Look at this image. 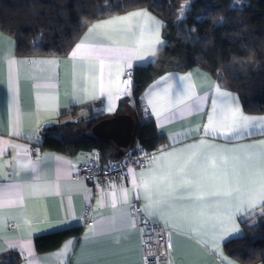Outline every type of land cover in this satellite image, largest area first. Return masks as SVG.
I'll return each mask as SVG.
<instances>
[{
    "label": "crops",
    "instance_id": "1",
    "mask_svg": "<svg viewBox=\"0 0 264 264\" xmlns=\"http://www.w3.org/2000/svg\"><path fill=\"white\" fill-rule=\"evenodd\" d=\"M141 10H145L151 17L161 21L164 25L157 15L145 7H137L99 18L87 26L70 51L63 56L16 55L13 37L0 30V149L3 150L0 152V193L9 184L32 185L37 183L32 170L20 166L25 150H27V158H30L33 162H37V157H39L38 182L49 186L60 185L59 191L53 190L42 194L26 195L22 204L11 207L6 205L0 209L1 262L8 264H29V261L32 264H228L231 261L232 264H243L226 253L224 243L243 234L241 221L249 215L259 212V206L247 214L237 215L235 223L238 231L224 237L219 241L218 248H214L210 242L207 245L201 242L202 240H208L207 236L196 238L194 235L188 234L189 229L196 226L197 220L192 215V206L183 202L178 203L170 220V223L175 224L176 227H165L164 222L158 217L153 219L143 214L142 211L141 214H138L134 210L133 204L135 202L139 204V208L142 207L145 202V194L143 190L137 193L136 189L133 188L130 175L122 180L92 186L87 179L77 176L80 163L86 159L85 152L69 155L40 146L39 130L50 123L78 118L96 121L114 115L121 98H125L123 102L124 112L133 111L132 90L130 89L128 95H120L117 93L115 85L119 84L123 87L120 82L129 79L127 75L129 70L137 65H145L155 60L158 51L165 44L162 36L163 27L160 34L163 43L154 45L145 36L146 43L140 55H144V53H147V55H144V59H134L132 68H125L118 77L114 75L113 80L115 83L112 86L106 85L103 95L99 86V70L97 69L95 72L96 81L93 85L88 79L89 72L86 67L88 62L80 55L75 59H71L69 53L81 41L98 44L110 43L107 38L95 39V31L87 38L85 34L93 25L104 21H112L117 17H124L129 13ZM141 24L140 19L130 17L124 22L125 32L109 33V35L117 39L121 45L135 44L139 39ZM96 31L102 32L103 29ZM153 51L155 55L151 54ZM10 60L19 62L14 63L12 69L15 77L16 101L20 114L18 124L15 123L14 114L13 122L10 123L8 111V102L11 97L8 67ZM33 60L53 61V63H32ZM116 71L117 68L113 67V72ZM170 74L172 78L167 79ZM189 74L190 82L195 86L197 94L202 96L209 91L214 94V86L219 84L216 78L209 72L193 66L186 70H168L162 73L149 82L139 96L140 105L145 104L147 106L149 116L154 120L158 133L165 137V142L159 145L153 154L159 156L160 150L169 152L173 148L179 149L185 145L196 143L202 138L210 143L227 148L257 144L259 141H264V132H261L259 128L253 130L252 135H245L240 139L225 138L222 132H210L205 135L203 125L207 124V116L212 109L210 99L200 113L177 115L176 118L167 122H164L163 118L158 120L152 107L148 105V100L152 99L155 103L156 97L164 94L166 85L172 86L170 95L174 97L177 90L183 86L178 77ZM44 83H50L53 86L49 91L55 93L57 97L54 109L43 103L38 104L37 93L39 91L42 94L44 91L39 89L38 85ZM219 86L222 91L232 93L237 98L244 115L264 117V113L245 112L237 93L222 87L220 84ZM110 102L114 108L111 112L108 111ZM167 106L165 102L163 107ZM197 128L199 130L194 131V134L184 135L189 129L195 130ZM177 133H180V135L177 136ZM18 153L21 155L18 156ZM148 161L143 166L134 169L136 174L149 168ZM113 184L116 186L115 189L112 188ZM122 187L130 189L131 207L123 206L120 203L113 207V194L116 200L119 201ZM87 204L90 205L88 219L84 216ZM120 208H124L130 214V219H135V224H129L128 226L118 224L115 230L93 237L89 230L90 226L94 227L96 222L111 218ZM184 213H188V215L185 216ZM58 220H66L69 226L56 230L46 226V222ZM145 220L161 224L165 229L167 246V259L165 262H153L142 258L140 255L139 224ZM72 228H79V231L66 237L59 246L47 251L37 252L34 244L36 238ZM85 233H88L87 237ZM73 238H75L74 248L71 250L70 255H63L65 243L73 240ZM16 241H27L29 247L26 249L12 247L11 245ZM169 244H171V247H169ZM29 252L31 255H29ZM14 261L16 262L13 263Z\"/></svg>",
    "mask_w": 264,
    "mask_h": 264
},
{
    "label": "trees",
    "instance_id": "2",
    "mask_svg": "<svg viewBox=\"0 0 264 264\" xmlns=\"http://www.w3.org/2000/svg\"><path fill=\"white\" fill-rule=\"evenodd\" d=\"M181 1L0 0V30L13 37L16 55L63 56L96 19L137 7L157 15L164 23L165 44L153 62L132 69L134 108L128 112L134 121L132 146L138 142L155 150L165 137L149 115L140 113L139 96L149 82L168 70L197 66L222 87L235 91L245 112L264 113V0H246L241 5L233 0H188L185 16L179 18ZM124 100H119L116 114L126 113ZM94 121L50 123L39 130L40 146L69 155L98 150L101 164L126 155L128 150L91 134ZM241 227L240 237L224 243L226 253L243 264H264V213L260 209L244 218ZM78 231L72 228L38 237L35 248L37 252L53 249Z\"/></svg>",
    "mask_w": 264,
    "mask_h": 264
},
{
    "label": "snow or ice",
    "instance_id": "3",
    "mask_svg": "<svg viewBox=\"0 0 264 264\" xmlns=\"http://www.w3.org/2000/svg\"><path fill=\"white\" fill-rule=\"evenodd\" d=\"M237 4L240 0H236ZM188 6V0L178 9L179 16L184 18L185 8ZM138 18L142 24L139 29V39L135 44L121 45L117 39H114L109 33H123L126 31L124 22L129 18ZM161 21L151 17L145 10L129 13L124 17H117L112 21H104L89 28L85 37H89L96 32L95 39L107 38L110 43H81L76 44L75 48L69 53L71 59L78 55L82 56L88 63L86 65L89 72V81L94 85L96 81L95 72L99 70V86L103 95L105 86H112L115 82L113 76L121 75L125 68L131 69L134 59H144L140 53L146 43L145 36L154 45L162 44L160 39ZM103 29L102 32L96 31ZM155 55L153 51L151 53ZM14 63L18 61L10 60L9 67V89L11 97L8 102V111L10 123H19V108L16 101L15 77L13 74ZM32 63H53V61H35ZM113 67L117 71L113 72ZM131 71L128 72L129 79L121 81V87L116 84V91L120 95L130 94L132 86ZM171 74L167 79H171ZM165 79V78H161ZM179 82L182 87L177 90L175 96L170 95L171 85H166L164 94L157 96L155 103L152 99L148 100V105L153 109L157 119L163 118L164 122L174 119L177 115H187L200 113L209 99L212 109L207 116V124L203 125L205 135L210 132L221 133L225 138L240 139L245 135H252L253 130L259 128L264 132V117H251L243 114L239 107L237 98L229 92L222 91L219 84L215 85V92H206L204 95L197 94L195 86L190 82V74L179 76ZM53 86L50 83L38 85L43 89V93L38 91V104L43 103L53 109L56 106V95L49 91ZM167 107H163L164 103ZM114 108L109 103L108 111ZM199 129H189L184 133L185 136L194 134ZM180 133H177L179 136ZM31 138V137H30ZM172 138L171 136L169 137ZM3 150L0 149V152ZM18 156L21 154L18 153ZM37 162L27 158V150L24 151L20 166L30 168L37 180L32 185L9 184L6 185L3 192L0 193V209L4 206H16L22 204L26 195H35L59 191L60 185L55 186L42 185L39 181L40 167ZM149 168L141 170L136 174L134 169H129L128 174L132 177L133 188L137 193L144 192V204L137 208V212H143L153 219L159 218L164 222L165 227H176L170 223L173 213L176 211L178 203H185L193 208L192 215L197 218L196 226L189 229V235L196 238L207 236L208 240L201 242L207 245L209 242L214 248H218L219 241L224 239L230 233L238 231L235 223V217L240 214H247L257 206L264 213V141L257 144L238 145L233 148L210 143L206 139H200L193 144L185 145L182 148H173L169 152L160 150V155H152L148 161ZM115 185L112 188L115 189ZM130 189L122 187L120 189L119 201L114 194L112 199L113 207L117 203L123 206L131 207L129 198ZM99 203V201H98ZM185 216L188 213H184ZM130 214L124 208L107 220H101L90 226L89 230L92 236L105 234L115 230L119 224L121 226L134 225L135 219L129 218ZM83 219V217H81ZM46 226L51 229L67 228L66 220L55 222H46ZM88 233H85L87 237ZM74 239L65 243L62 254L69 256L74 248ZM12 247L28 248L29 242L16 241ZM171 247V244H169ZM29 255L31 253L29 252ZM29 264H32L29 261ZM228 264H232L231 261Z\"/></svg>",
    "mask_w": 264,
    "mask_h": 264
},
{
    "label": "built area",
    "instance_id": "4",
    "mask_svg": "<svg viewBox=\"0 0 264 264\" xmlns=\"http://www.w3.org/2000/svg\"><path fill=\"white\" fill-rule=\"evenodd\" d=\"M129 71L132 74V70ZM140 113L144 116L149 115L145 104L140 105ZM84 152L86 153V159L80 163L77 176L87 179L92 186H97L126 178L129 175V169L143 166L151 158L154 150H148L136 142L130 147L126 155L108 164L99 162L98 150ZM133 208L137 212L139 204L135 202ZM89 211L90 205L87 204L84 211V216L87 219L89 218ZM137 213L141 214V212ZM139 231L141 257L153 262H165L167 259V246L164 227L151 220H145L139 224Z\"/></svg>",
    "mask_w": 264,
    "mask_h": 264
},
{
    "label": "water",
    "instance_id": "5",
    "mask_svg": "<svg viewBox=\"0 0 264 264\" xmlns=\"http://www.w3.org/2000/svg\"><path fill=\"white\" fill-rule=\"evenodd\" d=\"M89 130L96 138L110 140L118 148L129 150L133 142L134 121L129 113H117L96 120Z\"/></svg>",
    "mask_w": 264,
    "mask_h": 264
},
{
    "label": "rangeland",
    "instance_id": "6",
    "mask_svg": "<svg viewBox=\"0 0 264 264\" xmlns=\"http://www.w3.org/2000/svg\"><path fill=\"white\" fill-rule=\"evenodd\" d=\"M245 1H246V0H240V2L237 4L236 0H233V3H234V4H237V5H241V4H243ZM184 2H185V0H182V1L180 2V6H181L182 4H184ZM180 6H179V8H180ZM179 8H178V9H179ZM178 9H177V13H178V16H179ZM187 9H188V6L185 8V11H186ZM179 18H181V17L179 16Z\"/></svg>",
    "mask_w": 264,
    "mask_h": 264
}]
</instances>
